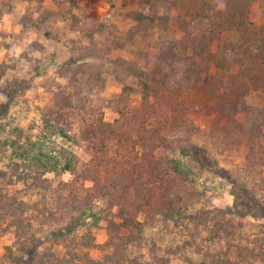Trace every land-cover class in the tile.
I'll list each match as a JSON object with an SVG mask.
<instances>
[{"label":"rangeland","instance_id":"rangeland-1","mask_svg":"<svg viewBox=\"0 0 264 264\" xmlns=\"http://www.w3.org/2000/svg\"><path fill=\"white\" fill-rule=\"evenodd\" d=\"M250 9L252 26L245 37L257 34L253 38L264 45V0H252ZM137 13L150 14L147 0H0V264H38L29 258L33 246L48 247L47 236L67 227L74 241L93 244L78 246L77 252L94 261L111 252L105 247L101 202L74 221L69 216L80 213L61 215L50 191L18 174L41 159L61 172L45 178L69 182L72 176L62 172L67 156H87L85 143L61 134H80L81 125L68 113L60 118L63 100L71 99L84 112L103 110L105 121L115 124L118 112H128L140 99L131 90L143 91V82L154 84L152 90L180 85L188 124L171 142L178 180L167 199L170 211L179 213L167 218L153 209L150 218L141 213L143 240L129 247L126 263L264 264V93L252 90L245 106L238 105L227 86L230 67L219 56L220 41L212 44L206 78L194 86L181 85L182 78L174 80L168 68L165 75L162 69L149 74L158 69L152 68L163 40L182 35L175 23L180 9L166 15L163 7L156 18L168 21L153 24L133 21ZM242 32L223 30L221 41L239 40ZM136 62H142L141 71L132 67ZM237 100L219 113L223 102ZM191 146L201 150L198 161L183 153ZM45 208L57 218H46ZM18 219L24 225L15 232L11 224ZM55 247L65 251L63 244ZM43 250L39 247V256Z\"/></svg>","mask_w":264,"mask_h":264},{"label":"trees","instance_id":"trees-1","mask_svg":"<svg viewBox=\"0 0 264 264\" xmlns=\"http://www.w3.org/2000/svg\"><path fill=\"white\" fill-rule=\"evenodd\" d=\"M147 5L150 14L137 13L133 21L142 23L148 20L150 24L156 19L168 21L169 18H156V14L163 7L166 15L179 8L175 23L182 33L180 38L166 37L163 40L152 68L158 69L149 74H159L162 69L161 74L165 75V68H168L174 73L173 79L182 78L181 85L187 82L194 86L201 76L206 78L211 67L212 44L220 41L219 56L223 65L231 68L225 71L227 86L240 99L238 105L245 106L244 97L252 90L264 93V45L253 38L257 34L245 37L247 26H252L249 22L252 0H225L224 4L218 0H147ZM236 28L237 31L243 30L239 40L221 41L223 30ZM138 30L133 33H138ZM132 65L136 71H141L142 62ZM145 65L149 66L148 60ZM97 78L98 75L95 76L96 81ZM153 85L143 82V91L131 90V93H139L140 99L128 107L131 112H118L120 116L115 124L105 121L103 110L92 108L84 112L86 108L73 105L71 99L63 100L58 112L60 118L68 113L81 125L79 136L61 134L77 144L85 143L82 145L87 160L77 154L67 156L62 172L72 176L69 182L59 180L56 183L45 178L47 173L59 176L61 172L51 162L41 159L31 160L27 164L28 172L19 173L18 178L29 179L36 187L50 191L59 202L61 215L80 213L78 218L73 214L69 216L74 221L101 202L105 206L102 216L107 233L105 247L111 252L100 261L77 252L76 247H92L93 244L87 240L74 241L68 237L67 227L66 231H52L47 236L51 244L48 247L41 244L43 255L39 256L38 252L41 246L34 245L29 258L37 259L38 264H127L125 253L130 246H139L143 240L144 221L138 220L141 213L144 212L147 218H150L152 209L165 218L179 213V209L170 211L167 198L169 189L176 186L175 181L178 180L176 162L171 154L175 151V144L171 143L173 133L188 124L183 114L182 88L180 85L178 88L157 86L152 90ZM237 103L238 100L230 104L223 102L219 113L224 111L223 107ZM247 110L253 111L252 108ZM12 145L17 147L15 143ZM190 148L183 153L198 161L201 150L196 146ZM179 202L180 199L176 201L177 205ZM41 212L46 218H57L50 209L45 208ZM13 224L15 232L23 229L21 220H15ZM61 244L65 251L59 253L55 246ZM129 263L137 262L129 260Z\"/></svg>","mask_w":264,"mask_h":264}]
</instances>
